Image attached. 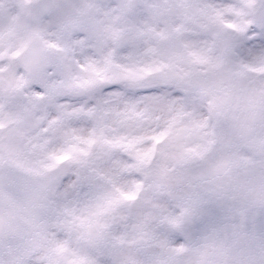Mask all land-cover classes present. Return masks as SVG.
<instances>
[{"label": "snow or ice", "instance_id": "1", "mask_svg": "<svg viewBox=\"0 0 264 264\" xmlns=\"http://www.w3.org/2000/svg\"><path fill=\"white\" fill-rule=\"evenodd\" d=\"M0 264H264V0H0Z\"/></svg>", "mask_w": 264, "mask_h": 264}]
</instances>
